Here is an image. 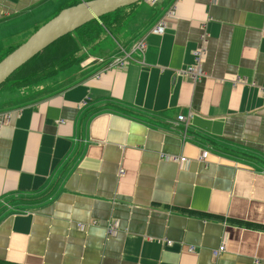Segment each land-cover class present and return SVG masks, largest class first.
I'll return each instance as SVG.
<instances>
[{"label": "crops", "instance_id": "0c3cea01", "mask_svg": "<svg viewBox=\"0 0 264 264\" xmlns=\"http://www.w3.org/2000/svg\"><path fill=\"white\" fill-rule=\"evenodd\" d=\"M86 1L0 0V55ZM158 3L113 40L143 58L0 95V264H264V0Z\"/></svg>", "mask_w": 264, "mask_h": 264}, {"label": "trees", "instance_id": "16d2710c", "mask_svg": "<svg viewBox=\"0 0 264 264\" xmlns=\"http://www.w3.org/2000/svg\"><path fill=\"white\" fill-rule=\"evenodd\" d=\"M143 8V2L140 1L107 14L99 20H93L61 37L14 72L0 86V95L14 94L48 81L56 74L82 63L89 55L103 56L112 53L114 50L110 51V45L113 40H117L118 33L124 30Z\"/></svg>", "mask_w": 264, "mask_h": 264}, {"label": "water", "instance_id": "95a60500", "mask_svg": "<svg viewBox=\"0 0 264 264\" xmlns=\"http://www.w3.org/2000/svg\"><path fill=\"white\" fill-rule=\"evenodd\" d=\"M144 0H90L61 11L0 61V86L43 49L93 20Z\"/></svg>", "mask_w": 264, "mask_h": 264}, {"label": "built area", "instance_id": "2783aa9c", "mask_svg": "<svg viewBox=\"0 0 264 264\" xmlns=\"http://www.w3.org/2000/svg\"><path fill=\"white\" fill-rule=\"evenodd\" d=\"M153 1L154 3H156L158 0H153ZM165 26H166L165 21L160 20L150 29V32L154 34H162L164 32ZM205 45H206V40L203 38L202 47H200L199 49L195 51L196 64L192 67H189L185 71V74L188 75L193 81H196L204 77L205 75V73L203 72L201 68V63L206 53ZM146 46H147V43H146L145 37H141L140 39H138L135 43H133V45L129 49H126L122 45H118L117 51L119 52V55L118 56L116 55V57L110 59L108 66L116 67V68L117 67L125 68L133 60V57H132L133 54H136L138 57H141V58L144 57ZM11 116H12L11 111H0V131L6 125L10 123ZM185 121H186V117L183 115H179L177 118L176 124L179 125L180 123H183ZM164 158L174 161L176 163H179L180 165L188 163V159L185 157H176V156L166 157L165 156ZM121 174H123V172H121ZM112 232L113 230L110 227V229L108 230V233H112ZM189 251L193 252L194 247H190ZM224 251H225V247L221 246L217 251H214V256L218 257V255H220Z\"/></svg>", "mask_w": 264, "mask_h": 264}, {"label": "rangeland", "instance_id": "374dc122", "mask_svg": "<svg viewBox=\"0 0 264 264\" xmlns=\"http://www.w3.org/2000/svg\"><path fill=\"white\" fill-rule=\"evenodd\" d=\"M159 1V0H158ZM158 1L156 2V3H154V1L153 0H145L144 2H143V5H144V8H149V7H154L155 5L157 6L159 3H158ZM133 13V12H132ZM140 14H141V11L139 12ZM57 16V15H56ZM53 19V18H52ZM51 19V20H52ZM137 19V18H136ZM132 24V22L130 23V25ZM31 35H33V33L32 34H30L28 37H26V39H25V41L24 42H26L30 37H31ZM117 38H118V35H117ZM121 40V39H120ZM23 42V43H24ZM22 43V44H23ZM114 48H115V50L117 49V47L115 46V44L113 43V44H111L110 45V51L111 50H114ZM5 54H6V52L5 53H3V54H1L0 55V58L1 57H4L5 56ZM99 57V56H98ZM6 57H4L3 59H5ZM67 71V70H66ZM65 72V71H64ZM64 72H61V73H58V74H56L55 76H54V78L56 77V76H60V75H62ZM53 79V78H52ZM51 80V79H50Z\"/></svg>", "mask_w": 264, "mask_h": 264}]
</instances>
